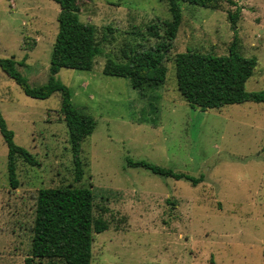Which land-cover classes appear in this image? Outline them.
<instances>
[{"label":"rangeland","instance_id":"374dc122","mask_svg":"<svg viewBox=\"0 0 264 264\" xmlns=\"http://www.w3.org/2000/svg\"><path fill=\"white\" fill-rule=\"evenodd\" d=\"M78 8L79 22L95 29L99 54L90 71L61 69L56 79L70 89L73 107L95 122L81 144L80 182L60 94L30 98L0 69V115L14 143L36 161L17 159L19 185L12 189L0 134V264H25L38 192L59 187L90 189L94 216L108 222L92 234L90 264H264V103L192 109L174 66L187 51L255 58L245 90L264 92V0H234L220 10L182 3L181 24L163 55L165 82L142 95L128 79L105 75L103 65L122 62L125 47L162 42L167 2L79 0ZM58 13L53 0H0V58L12 59L32 89L49 79ZM129 160L198 183L133 168Z\"/></svg>","mask_w":264,"mask_h":264},{"label":"trees","instance_id":"16d2710c","mask_svg":"<svg viewBox=\"0 0 264 264\" xmlns=\"http://www.w3.org/2000/svg\"><path fill=\"white\" fill-rule=\"evenodd\" d=\"M59 6L57 34L52 46L49 63V79L38 87L30 88L16 69L12 59L0 58V69L15 81L23 93L33 99H48L59 93L60 112L68 131V142L75 165V182L83 175L81 144L95 129L94 120L79 112L71 103L70 89L56 79L61 69L90 71L94 59L99 54L95 29L90 24L80 23L77 13L79 0H53ZM171 16L165 22L164 39L155 47L138 51L125 47L123 61L118 63L107 59L103 65L105 75L129 80L132 89L141 93L163 85L166 67L164 53L170 48L181 24V4L186 3L209 10H220L223 3L234 5V0H165ZM232 23L237 14L229 15ZM150 35L160 38L156 27L149 28ZM257 65L255 58H244L230 52L226 56L202 55L187 51L174 58L177 88L185 102L192 109L207 111L224 106L247 102L264 103V92H247L245 83ZM144 96V95H143ZM146 122L145 119L142 120ZM141 123V122H140ZM0 134L7 147V176L12 189H17L16 161L23 159L35 165L34 158L22 147L14 143L10 131L0 115ZM128 166L143 168L151 173L176 180L197 179L183 173L146 163L127 161ZM94 195L90 189L59 187L41 189L38 192L34 223L31 228L29 256L25 264L34 260L47 264H90L92 234H99L109 227L102 217L94 216Z\"/></svg>","mask_w":264,"mask_h":264}]
</instances>
